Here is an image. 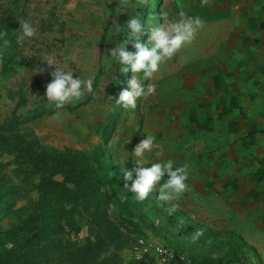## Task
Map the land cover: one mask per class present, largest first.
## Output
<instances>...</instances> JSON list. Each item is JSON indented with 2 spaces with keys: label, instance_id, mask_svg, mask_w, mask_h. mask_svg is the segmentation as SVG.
I'll return each instance as SVG.
<instances>
[{
  "label": "rangeland",
  "instance_id": "rangeland-1",
  "mask_svg": "<svg viewBox=\"0 0 264 264\" xmlns=\"http://www.w3.org/2000/svg\"><path fill=\"white\" fill-rule=\"evenodd\" d=\"M173 2L174 0H146V3L143 0H127L126 3L124 0H0V28L4 27L1 24H8L7 28L0 29V48L13 60L6 64L0 59V121L12 113L17 104L16 98H19L17 91H22V86L29 96V103L18 108V113L27 112L40 104L51 107L53 103L47 100L45 93L52 76L47 77L40 69L45 65L54 68V71L57 66L72 72L74 77L91 79L93 90H85L80 99L67 103L73 106L83 103L81 106L72 110L63 107L24 125L25 130L31 131L45 149L84 150L93 158H98L103 152L104 164L110 168L108 172L121 177L124 184L130 186L132 181L123 178L122 169L134 170L138 167L132 153L135 146L150 135L154 138V148L145 153L144 159L149 163L145 166L169 160L174 163V167L182 166V157L187 154L191 143L189 129L199 133L202 125L195 119L189 121L187 117L183 118L181 114L185 110L189 113L195 110L199 112V109L185 108L180 104H174L169 109V102L166 100L174 93L172 89L178 83L174 76L177 64L182 65L205 56L204 23L197 30L193 41L185 44L171 58L162 61L151 78L145 79L142 72L134 74L145 86V95L137 99L135 109H125L116 103L120 92L128 88L133 72L130 67L126 73L123 72L125 66L110 57L109 51L126 37L125 25L131 17L140 19L145 26L141 40L147 42L148 25L162 23L164 14H167L169 20L175 19ZM138 6H143L144 12H136ZM197 16L200 17V14L193 15ZM21 21L30 22L36 34L20 39L23 35ZM127 49L137 51L132 43L127 45ZM22 60H26L28 65L18 63ZM46 60H51L54 65L49 66ZM121 76L125 77L123 83L120 82ZM197 77L205 90H212L209 85L204 86V74ZM37 83L44 90H37L34 95L30 90ZM148 84L154 86V92L148 93ZM184 92L185 95H191L189 90ZM224 109L220 107L216 113ZM218 122L222 123L219 119H211L208 126L216 127ZM204 126L207 127V123ZM172 128L183 139L178 150L173 152L169 150L172 145V139L169 141ZM195 138L199 136L196 135ZM210 150L213 151L215 162H224L226 168L232 169L230 152L217 153L215 147ZM176 154L180 158L174 159ZM11 168L0 173V182L8 185L23 182L22 197L27 194L34 196L35 192L30 190L29 181L24 182L27 180L26 176L16 178ZM135 178L133 172V180ZM36 179L38 181L39 177ZM166 179L167 175L161 183ZM158 188L159 185L145 200L139 201L135 193L124 187L131 195L129 214L119 208L115 201L109 206L111 218L119 224L127 237L124 247L119 251L122 264H159L155 256L136 257L137 239L141 236L169 245L187 259L203 253L217 256L227 251L234 235L239 232L233 228L231 218L224 215V204L217 201L218 194L202 197L187 187L171 202L176 205V210L169 215L165 209L171 205L158 201ZM118 193L122 194L120 190ZM120 196L123 198V195ZM25 203L26 198L18 206ZM77 219L82 227L73 238L83 243L89 235V228L83 212H79ZM14 220L12 216L3 218L0 210V232L9 229ZM197 229H202L203 235L193 241L192 234ZM0 238L1 256L12 247L11 242L16 237L1 234ZM238 264L264 263L254 248L247 247L241 252Z\"/></svg>",
  "mask_w": 264,
  "mask_h": 264
},
{
  "label": "crops",
  "instance_id": "crops-1",
  "mask_svg": "<svg viewBox=\"0 0 264 264\" xmlns=\"http://www.w3.org/2000/svg\"><path fill=\"white\" fill-rule=\"evenodd\" d=\"M182 1L173 2L175 19L181 10L199 13L206 35L205 56L177 64L178 83L166 100L169 109L174 104L199 109L181 114L203 127L199 133L189 129L190 148L182 157L186 185L202 197L218 194L224 215L264 263V0ZM200 74L212 90L199 84ZM220 107L224 111L216 113ZM215 118L222 123L208 126ZM169 141L173 152L183 139L172 128ZM211 147L230 152L232 169L214 161Z\"/></svg>",
  "mask_w": 264,
  "mask_h": 264
},
{
  "label": "trees",
  "instance_id": "trees-1",
  "mask_svg": "<svg viewBox=\"0 0 264 264\" xmlns=\"http://www.w3.org/2000/svg\"><path fill=\"white\" fill-rule=\"evenodd\" d=\"M136 12H144L143 6H138ZM3 25L0 29L7 28L8 24ZM0 59L6 64L13 61L1 48ZM18 63L28 65L26 60ZM41 69L50 77L54 68L44 65ZM123 81L125 77L121 76L120 82ZM37 90H44L40 83L30 91L36 95ZM17 92L19 98L15 97L17 104L12 113L0 121V173L12 167L11 172L16 178L25 175L27 180L24 182L29 181L35 195L22 197L23 182L11 185L0 182L2 217L15 219L0 235L16 237L11 242L12 247L0 256V264H122L119 251L127 237L111 218L109 206L115 201L119 208L131 213V195L124 189V181L108 172L110 168L104 164L103 152L93 158L84 150L45 149L24 125L58 109L54 104L51 107L40 104L18 113V108L28 105L29 96L23 86L22 91ZM82 104H66L64 108L72 110ZM25 198L26 203L18 206ZM79 212H83L89 228L83 243L73 238L82 227L77 219ZM247 247L251 248L237 234L222 255H192L186 263L238 264L241 252Z\"/></svg>",
  "mask_w": 264,
  "mask_h": 264
},
{
  "label": "clouds",
  "instance_id": "clouds-1",
  "mask_svg": "<svg viewBox=\"0 0 264 264\" xmlns=\"http://www.w3.org/2000/svg\"><path fill=\"white\" fill-rule=\"evenodd\" d=\"M126 3L127 0H124ZM208 0H204L207 3ZM163 22L148 25V40L142 42L141 36L145 31V26L141 20L131 17L126 23L127 35L117 46L110 49V57L114 58L119 64L124 65L123 72H127L129 67L133 72L132 78L128 81V88L123 89L116 103L125 109H135L137 99L145 95L143 82L134 75L143 73L145 79L151 78L154 72L158 71L159 64L166 58H171L185 44H190L195 38L197 30L202 26L203 21L200 17L189 16L181 10L178 19L169 20L167 14L162 17ZM23 37H32L36 34L35 28L28 21H21ZM119 31V29H118ZM129 43L134 44L136 52L127 49ZM49 66L54 65L51 60H46ZM43 71V69H40ZM52 79L46 86L47 100L54 104L57 109L63 108L67 103L78 100L84 95V91L91 92L92 80H83L74 77L70 71H65L60 67L51 72ZM148 93L155 91L154 86L148 84ZM58 115V113H57ZM154 148V138L147 136L141 140L133 151L135 163L138 165L134 170L122 169L123 178L132 181L131 185L125 184L129 191L136 194L139 201L145 200L150 193L158 188V201L171 206L165 210L171 215L176 210V205L171 202L177 199L187 188L188 178L187 165L174 167L172 161H158L149 163L144 159L146 152H151ZM133 172L136 178L133 180ZM167 175V179L161 183ZM163 206V204L161 205ZM181 224L183 220L180 221ZM203 235L202 229H197L192 234V240L196 241ZM162 248H157V252H163Z\"/></svg>",
  "mask_w": 264,
  "mask_h": 264
},
{
  "label": "built area",
  "instance_id": "built-area-1",
  "mask_svg": "<svg viewBox=\"0 0 264 264\" xmlns=\"http://www.w3.org/2000/svg\"><path fill=\"white\" fill-rule=\"evenodd\" d=\"M136 257L143 255L155 256L159 264H187V258L177 252L173 247L164 243H157L152 239L141 236L137 239ZM157 248H162L163 252H157Z\"/></svg>",
  "mask_w": 264,
  "mask_h": 264
}]
</instances>
